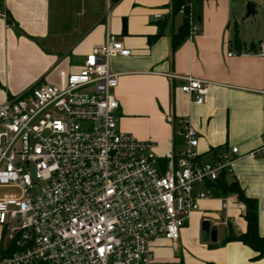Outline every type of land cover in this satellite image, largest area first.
I'll return each instance as SVG.
<instances>
[{
	"label": "built area",
	"instance_id": "obj_1",
	"mask_svg": "<svg viewBox=\"0 0 264 264\" xmlns=\"http://www.w3.org/2000/svg\"><path fill=\"white\" fill-rule=\"evenodd\" d=\"M229 1L264 7V0ZM0 18L9 21L3 5ZM130 56L108 32L78 73L0 105V264H156L153 243L179 249L181 231L217 197L213 185L230 177L236 159L264 156L263 143L247 155L233 147V157L214 151L203 161L186 120L178 133L185 148L164 156L153 142L121 132L111 62ZM173 78L194 104L205 103L207 82ZM6 189L13 193L1 194Z\"/></svg>",
	"mask_w": 264,
	"mask_h": 264
},
{
	"label": "crops",
	"instance_id": "obj_2",
	"mask_svg": "<svg viewBox=\"0 0 264 264\" xmlns=\"http://www.w3.org/2000/svg\"><path fill=\"white\" fill-rule=\"evenodd\" d=\"M3 6L11 25L0 18V105L41 81L59 85L62 73H78L111 32L131 51L111 62L119 76L113 94L121 132L153 142L164 156L185 148L178 133L186 120L198 133L203 161L214 151L233 157V147L247 155L264 143V40L258 31L245 36L233 2L193 0L190 25L199 32L191 29L174 54L172 37L185 15L173 14V0H6ZM173 76L207 82L205 103L194 104ZM228 182L257 202L264 239V156L236 159ZM240 205L237 196L219 192L203 201L181 231L177 251L165 239L153 243L156 264H264L250 247L228 241L247 232ZM205 219L218 229L215 244L202 241Z\"/></svg>",
	"mask_w": 264,
	"mask_h": 264
},
{
	"label": "trees",
	"instance_id": "obj_3",
	"mask_svg": "<svg viewBox=\"0 0 264 264\" xmlns=\"http://www.w3.org/2000/svg\"><path fill=\"white\" fill-rule=\"evenodd\" d=\"M189 0H173V14H177L182 11L185 15V20L183 25L180 27L177 34L172 37V54H174L179 47L189 38L191 33L190 25V9H186L185 4ZM3 5L2 0H0V8ZM8 23L11 25L10 20ZM217 193H221L224 196H237L238 201L245 205L246 214L245 220L248 225L247 232L240 236L234 237L230 235L228 241H239L250 247L255 253L256 257L254 260H263L264 259V239L259 235L258 227V205L256 201L246 198L243 191L241 190L237 182L229 183L225 175H222L220 180L213 185ZM4 254H0V259L4 257Z\"/></svg>",
	"mask_w": 264,
	"mask_h": 264
},
{
	"label": "rangeland",
	"instance_id": "obj_4",
	"mask_svg": "<svg viewBox=\"0 0 264 264\" xmlns=\"http://www.w3.org/2000/svg\"><path fill=\"white\" fill-rule=\"evenodd\" d=\"M193 0H189L184 7L190 9ZM233 7L236 14V22L238 27L242 29L245 36L251 37L256 31L259 32L260 37L264 40V7L257 4V15L255 17L245 19L247 13V4L245 2H233ZM235 23V19L234 22ZM233 26V25H232ZM13 192L9 189L3 190L1 194L9 195Z\"/></svg>",
	"mask_w": 264,
	"mask_h": 264
},
{
	"label": "water",
	"instance_id": "obj_5",
	"mask_svg": "<svg viewBox=\"0 0 264 264\" xmlns=\"http://www.w3.org/2000/svg\"><path fill=\"white\" fill-rule=\"evenodd\" d=\"M257 15V5L255 3H247V13L245 19L255 17ZM202 241L204 243H217L218 241V229L212 227L210 221H204L202 225Z\"/></svg>",
	"mask_w": 264,
	"mask_h": 264
}]
</instances>
